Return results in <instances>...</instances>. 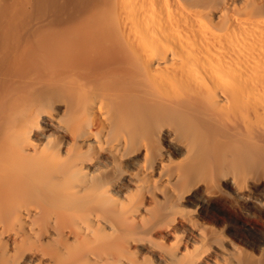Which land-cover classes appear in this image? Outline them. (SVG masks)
Returning a JSON list of instances; mask_svg holds the SVG:
<instances>
[{
    "label": "bare ground",
    "instance_id": "1",
    "mask_svg": "<svg viewBox=\"0 0 264 264\" xmlns=\"http://www.w3.org/2000/svg\"><path fill=\"white\" fill-rule=\"evenodd\" d=\"M251 218L264 0H0V264H264Z\"/></svg>",
    "mask_w": 264,
    "mask_h": 264
},
{
    "label": "rangeland",
    "instance_id": "2",
    "mask_svg": "<svg viewBox=\"0 0 264 264\" xmlns=\"http://www.w3.org/2000/svg\"><path fill=\"white\" fill-rule=\"evenodd\" d=\"M219 206H220V204H219ZM219 206H217V207L219 208ZM221 208H222L223 211L226 210V209L225 210L223 209L224 208L223 206H221ZM221 208H219V209H221ZM228 215L231 218H233V219L239 218V217L236 216V214L233 211H229ZM219 220H221V219H218L216 221H219ZM238 221H239L238 222L239 223L238 225L241 227L243 221H240V220H238ZM247 222H248L247 224H249L250 226H257L258 229H259V232H257V234H255L254 239H252L251 243H249V248H247L246 246H243L246 249V251L248 252L249 255H253V254H256V253H254L255 250H253V248L260 241H263L264 240V223H262V221L259 222L256 218H251ZM173 241H174V239H173Z\"/></svg>",
    "mask_w": 264,
    "mask_h": 264
}]
</instances>
